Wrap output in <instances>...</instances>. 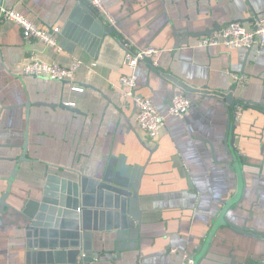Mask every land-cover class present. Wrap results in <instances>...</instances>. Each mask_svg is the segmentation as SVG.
I'll return each instance as SVG.
<instances>
[{
  "label": "crops",
  "instance_id": "crops-1",
  "mask_svg": "<svg viewBox=\"0 0 264 264\" xmlns=\"http://www.w3.org/2000/svg\"><path fill=\"white\" fill-rule=\"evenodd\" d=\"M103 3L113 23L92 11L94 19L115 31L101 41L86 0L0 4L40 29L59 28L55 48L0 22V264H49L33 261L26 247L49 175L127 177L134 187L139 180V228L94 233L84 264H186L185 253L192 264H264V240L230 225L264 233V45L197 46L204 31L247 25L264 0ZM124 43L161 50L155 67L140 62L134 69L136 93L163 117L155 140L140 131L121 92V75L132 71ZM31 58L65 67L77 59L81 66L73 81L24 76L21 66ZM232 73L248 82L234 85ZM231 91L242 106L237 120L225 103ZM176 93L191 102L182 115L168 113ZM52 229L48 222L36 232Z\"/></svg>",
  "mask_w": 264,
  "mask_h": 264
},
{
  "label": "water",
  "instance_id": "water-1",
  "mask_svg": "<svg viewBox=\"0 0 264 264\" xmlns=\"http://www.w3.org/2000/svg\"><path fill=\"white\" fill-rule=\"evenodd\" d=\"M1 2L2 0L0 4ZM83 9L91 23H95L97 30H100L101 26L94 19L92 8ZM113 31H115L113 26L101 29L99 41ZM210 33L211 31L207 30L200 34ZM144 63L153 67L151 59H145ZM225 103L227 106L232 105L233 109L236 107L232 91L226 93ZM15 171L16 169L13 174ZM138 182L139 180L134 187L127 177L113 179L107 175L102 179H91L81 176L77 180H72L49 175L44 186L39 214L27 227V256L34 257L33 261L36 263H87L92 254L91 242L94 233L112 228L127 229L135 226L139 228L141 211L138 208ZM232 204L233 201L228 202L223 210ZM48 222L54 229L41 230L37 234L36 228ZM230 225L240 234L264 240V233L250 226ZM217 226L218 223H214L208 239ZM36 235L40 238H36ZM45 235L52 238L48 240Z\"/></svg>",
  "mask_w": 264,
  "mask_h": 264
},
{
  "label": "built area",
  "instance_id": "built-area-1",
  "mask_svg": "<svg viewBox=\"0 0 264 264\" xmlns=\"http://www.w3.org/2000/svg\"><path fill=\"white\" fill-rule=\"evenodd\" d=\"M88 4L95 14L106 24L113 23L112 17L103 3V0H87ZM10 21L15 23L22 30V37L26 41L38 39L51 47H58L57 35L59 28L52 31H45L37 27L31 20L23 17L20 13L10 7H0V22ZM221 45L226 48L241 47L249 50L254 46L264 45V10L255 15L247 25L243 23H231L219 30H215L209 35L200 37L197 46H215ZM125 48L124 63L132 71L130 74L121 75L120 87L122 95L129 98L135 108L134 120L140 129L151 140H155L161 131L163 117L159 114L152 101L136 93V75L134 69L145 59L152 60V66L156 65V58L160 51L155 47H146L140 50L131 49L127 43L123 44ZM81 62L74 59L69 66H62L57 63H46L37 59H29L21 66V73L24 76H35L43 79L56 81H73ZM232 82L234 85H243L248 82L245 75L232 73ZM191 102L183 93H176L170 100L168 113L170 115H182L190 108ZM241 104H237L233 111V118L237 120L241 115ZM170 251H173L171 249ZM186 264H192V259L188 254H184Z\"/></svg>",
  "mask_w": 264,
  "mask_h": 264
}]
</instances>
